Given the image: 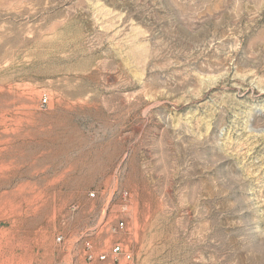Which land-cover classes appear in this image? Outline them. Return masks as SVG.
<instances>
[{
	"label": "rangeland",
	"instance_id": "rangeland-1",
	"mask_svg": "<svg viewBox=\"0 0 264 264\" xmlns=\"http://www.w3.org/2000/svg\"><path fill=\"white\" fill-rule=\"evenodd\" d=\"M86 240L264 264V0H0V264Z\"/></svg>",
	"mask_w": 264,
	"mask_h": 264
},
{
	"label": "built area",
	"instance_id": "built-area-1",
	"mask_svg": "<svg viewBox=\"0 0 264 264\" xmlns=\"http://www.w3.org/2000/svg\"><path fill=\"white\" fill-rule=\"evenodd\" d=\"M41 105L47 104V96H42L40 99ZM91 197L95 196L94 192H90ZM127 192H123V196H126ZM125 229V223L123 220H119L116 225L112 227V232L116 233L117 231H121ZM62 236H57L56 240L61 241ZM83 255L86 264H113L116 262L118 264L123 261L122 264H131L133 259L132 253L129 249L124 248L123 244L120 240L112 241L111 246L108 250L105 251H97L94 249L89 240L85 241L83 247Z\"/></svg>",
	"mask_w": 264,
	"mask_h": 264
}]
</instances>
